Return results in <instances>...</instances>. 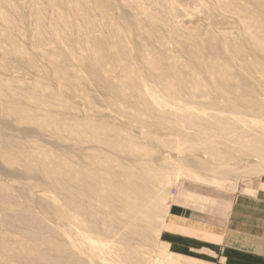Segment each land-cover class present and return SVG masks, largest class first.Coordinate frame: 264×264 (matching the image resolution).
<instances>
[{"label": "rangeland", "instance_id": "374dc122", "mask_svg": "<svg viewBox=\"0 0 264 264\" xmlns=\"http://www.w3.org/2000/svg\"><path fill=\"white\" fill-rule=\"evenodd\" d=\"M262 130L264 0H0V264L208 263L170 213L264 189Z\"/></svg>", "mask_w": 264, "mask_h": 264}, {"label": "crops", "instance_id": "0c3cea01", "mask_svg": "<svg viewBox=\"0 0 264 264\" xmlns=\"http://www.w3.org/2000/svg\"><path fill=\"white\" fill-rule=\"evenodd\" d=\"M257 185L233 199L221 223L197 222L179 205L182 211L169 216L168 239L179 241L178 252L208 256L206 264H264V189Z\"/></svg>", "mask_w": 264, "mask_h": 264}, {"label": "bare ground", "instance_id": "6f19581e", "mask_svg": "<svg viewBox=\"0 0 264 264\" xmlns=\"http://www.w3.org/2000/svg\"><path fill=\"white\" fill-rule=\"evenodd\" d=\"M50 1H51V0H50ZM84 2H85V1H84ZM11 5H12V4H11ZM87 5H89V4H87ZM85 16H86V15H85ZM83 17H84V16H83ZM8 19H9V18H8ZM82 19H83V18H82ZM91 29L93 30V28H91ZM38 34H39V33H38ZM221 34H222V33H221ZM19 111H20V110H19ZM20 112H21V111H20ZM176 115H177V114H176ZM199 117H200V116H199ZM185 118H186V117H185ZM200 118H201V117H200ZM179 119H180V117H179ZM190 119H191V118H190ZM183 121H184V120H183ZM186 121H187V119L185 120V123H187ZM196 121H198V120L196 119ZM202 122H203V121H202ZM173 124H174V123H173ZM188 124H189V123H188ZM174 125H176V124H174ZM190 125H192V124H190ZM197 127H198V126H197ZM205 129H206V128H205ZM205 129H204V130H205ZM204 130H202V131H204ZM262 131H264V130H262ZM208 136H209V135H208ZM224 136L228 137V133L225 132V135H224ZM240 137H243V135H241ZM245 137H246V136H245ZM30 146H31V145H30ZM31 147H32V146H31ZM36 148H38V147H36ZM39 148H41V147H39ZM28 149H29V148H28ZM32 149H33V147H32ZM29 150H30V149H29ZM33 150H34V149H33ZM37 150H38V149H37ZM30 151H31V150H30ZM30 151H29V152H30ZM2 152H5V151L2 150ZM32 153H34V152H32ZM32 153H30V155H31ZM36 153H37V151H36ZM11 155H12V154H11ZM33 155H35V153H34ZM37 155H38V154H37ZM7 156H9V155H7ZM39 156H40V155H39ZM45 156H46V155H44V157H45ZM46 157H48V156H46ZM82 157H83V156H82ZM12 158H13V157H12ZM12 158H11V159H12ZM52 158H53V157H52ZM76 158H77V157H76ZM2 160H3V159H2ZM56 160H57V159H56ZM56 160H54V161H56ZM60 160H61V159H60ZM73 160H75V158H74ZM77 160H78V158H77ZM57 162H58V161H56V163H57ZM61 162L63 163V161H61ZM61 162H60V164H61ZM42 164H43V163H42ZM63 164H64V163H63ZM79 164H80V163H79ZM81 164H82V163H81ZM10 165H11V163H10ZM69 165H70V163H69ZM82 165H83V164H82ZM61 166H62V165H61ZM23 167H24V166H23ZM56 168H57V167H56ZM58 168H59V167H58ZM58 168H57V170H58ZM76 168H77L78 170L80 169V168H78V167H76ZM86 168H87V167H86ZM88 168H89V167H88ZM82 169H83V168H82ZM55 170H56V169H55ZM73 170H74V169H73ZM75 170H76V169H75ZM78 170H77V171H78ZM80 170H81V169H80ZM80 170H79V171H80ZM85 170H86V169H85ZM85 170L83 169V171H85ZM43 171H44V170H43ZM50 171H51V170H50ZM44 172H46V171H44ZM71 173H72V172H71ZM81 173H82V172H81ZM81 173H80V174H81ZM59 174H60V173H59ZM74 174H76V173H74ZM83 174H84V173H83ZM48 175H49V174H48ZM50 175H51V174H50ZM53 175H54V174H53ZM55 175H56V173H55ZM55 175H54V176H55ZM57 175H58V173H57ZM60 175H61V174H60ZM76 175H77V174H76ZM76 175H75V176H76ZM81 175H82V174H81ZM84 176H85V174H84ZM101 176H102V175H101ZM61 177H62V176H61ZM65 177H66V175H65ZM52 178H54V177L52 176ZM58 178H59V177H58ZM85 178H86V177H85ZM91 178H92V177H91ZM95 178H96V177H95ZM102 178H103V177H102ZM107 178H108V177H107ZM54 179H55V178H54ZM96 179H97V178H96ZM56 180H57V179H56ZM62 180H63V179H62ZM88 180H90V178H89ZM50 181H51V180H50ZM71 181H73V180H71ZM75 181L77 182V180H75ZM82 181H83V180H82ZM90 181H91V180H90ZM73 182H74V181H73ZM91 182H92V181H91ZM94 182H95V181H94ZM5 183H6V182H5ZM77 183H78V182H77ZM50 184H51V183H50ZM80 185H81V184H80ZM52 186H53V185H52ZM86 186H87V185H86ZM53 188H54V187H53ZM69 188H70V187H69ZM79 188H80V187H79ZM97 188H98V187H97ZM113 188H114V187H113ZM87 189H88V188H87ZM110 189H111V187H110ZM116 189H117V188L115 187L114 190H116ZM90 190H92V189L90 188ZM106 190H107V189H106ZM112 190H113V189H112ZM69 191H70V189H69ZM76 191H77V190H76ZM121 191H122V190H121ZM62 192H63V191H62ZM79 192H80V191H79ZM95 192H97V191H95ZM111 192H112V191H111ZM113 193H114V192H113ZM118 193H119V192H118ZM64 194H65V193H64ZM84 194H85V192H84ZM106 194H107V193H106ZM108 194H109V192H108ZM85 195H86V194H85ZM86 196H87V195H86ZM101 196H102V195H101ZM109 196H110V195H109ZM2 197H3V196H2ZM71 197H72V196H71ZM71 197H70V198H71ZM123 197H124V196H123ZM4 198H5V197H4ZM77 198H78V197H77ZM124 198H125V197H124ZM0 199H1V197H0ZM5 199H6V198H5ZM82 199H84V198H82ZM82 199H81V200H82ZM86 199H87V197H86ZM6 200H7V199H6ZM72 200H73V199H72ZM127 200H128V199H127ZM3 201H4V199H3ZM75 201H76V200H75ZM78 201H80V200H78ZM86 201H87V200H86ZM11 202H12V201H11ZM14 202H15V201H14ZM16 202H17V201H16ZM68 202H69V201H68ZM81 202H83V200H82ZM89 202H90V201H89ZM4 203H5V202H4ZM17 203H18V202H17ZM84 203H85V202H84ZM117 203H118V202H117ZM120 203H121V202H120ZM129 203H130V200H129ZM87 204H88V203H87ZM133 205H134V204H133ZM81 206H82V205H81ZM120 206H121V205H120ZM83 207H84V206H83ZM121 207H122V206H121ZM154 207H155V206H154ZM73 208H74V210L77 212V209H78V208L76 209L74 206H73ZM79 208H80V207H79ZM85 208H86V207H85ZM91 208H92V207H91ZM123 208H124V207H123ZM86 209H87V208H86ZM126 209H127V208H126ZM140 209H141V208H140ZM85 211H86V210H85ZM91 211H92V209H91ZM81 212H82V211H81ZM1 213H2V212H1ZM74 213H75V212H74ZM84 213H85V212H84ZM131 213H132V212H131ZM86 214H88V213H86ZM86 214H85V216H86ZM95 215H97V214H95ZM118 215H119V214H118ZM9 216H10V215H9ZM87 216H90V215H87ZM98 216H99V215H98ZM101 216H102V214H101ZM140 217H141V216H140ZM140 217H139V218H140ZM10 218H11V217H10ZM100 218H102V217H100ZM92 219H93V218H92ZM117 219H118V218H117ZM117 219H116V223H117ZM141 219H142V218H141ZM15 220H16V219H15ZM94 220H96V219H94ZM102 220H103V219H102ZM105 220H106V218H105L103 221H105ZM109 220H111V219H109ZM144 220H145V219H144ZM85 221H86V220H85ZM123 221H124V218H123ZM113 222H114V221H113ZM24 223H25V222H24ZM99 223H100V222H99ZM101 223H102V222H101ZM105 224H106V222H105ZM152 224H153V223H152ZM93 225H94V224H93ZM124 225H125V224H124ZM115 226H116V224H115ZM100 227H101V226H100ZM110 227H112V226H110ZM117 227H118V226H117ZM124 227H125V226H124ZM87 228H88V227H87ZM96 228H97V227H96ZM106 228H109V226L106 227ZM45 229H46V228H45ZM45 229H44V230H45ZM109 229H111V228H109ZM112 229H113V228H112ZM112 229H111V230H112ZM101 230H102V229H101ZM114 230H115V228L113 229V232H114ZM135 230H136V229H135ZM135 230H134V231H135ZM46 231H47V230H46ZM99 231H100V230H99ZM103 231H104V230H103ZM103 231H102V233H103ZM108 232H109V231H108ZM137 232H138V231H137ZM54 233H55V232H54ZM100 233H101V232H100ZM106 233H107V232H106ZM109 233H110V232H109ZM116 233L118 234V232H116ZM119 233H120V232H119ZM150 233H151V232H150ZM49 234H50V233H49ZM52 234H53V233H52ZM117 234H116V235H117ZM125 234H126V233H125ZM141 235H142V234H141ZM105 236H106V235H105ZM122 236H123V235H122ZM28 237H29V236H28ZM78 238H79V237H78ZM106 238H107V237H106ZM120 238H122V237H120ZM43 239H44V238H43ZM48 240H49V239H48ZM61 240H62V239H61ZM61 240H60V241H61ZM80 240H81V239H80ZM135 240H136V239H135ZM54 242H55V241H54ZM99 250H100V253H101V252L103 251L102 247H101ZM34 251H35V250H34ZM46 251H47V250H46ZM96 251H97V250H94V254H95ZM44 252H45V251H44ZM77 252H79V251H77ZM38 253H39V252H38ZM42 253H43V252H42ZM42 253H41V254H42ZM45 253H46V252H45ZM54 253H55V252H54ZM32 254H33V253H32ZM41 254H40V255H41ZM46 254H47V253H46ZM55 254H56V253H55ZM60 254H61V253H60ZM64 254H65V253H64ZM73 254H74V253H73ZM73 254H72V255H73ZM129 254H130V253H129ZM43 256H45V255L43 254ZM46 256H47V258H45V259H47V261H48V255H46ZM70 256H71V255H70ZM70 256H69V257H70ZM73 256H74V255H73ZM80 256H81V254H80ZM27 257H28V256H27ZM38 257H39V256H37V259H38ZM84 257H85V255H84ZM119 257H120V255H119ZM129 257H130V256H129ZM40 258H41V256H40ZM49 258H50V257H49ZM85 258H86V257H85ZM151 258H152V257H151ZM28 259H29V257L27 258V260H28ZM56 259H57V258H56ZM70 259H71V258H70ZM121 259H122V258H121ZM123 259H124V258H123ZM58 260H60V259H58ZM67 260H68V259H67ZM75 260H77V259H75ZM79 260H80V259H79ZM79 260H78V261H79ZM85 260H86V259H85ZM44 261L46 262V260H44ZM49 261H50V260H49ZM53 261H54V259H53ZM53 261H52V262H53ZM70 261H72V259H71ZM81 261H82V260H81ZM83 261H84V260H83ZM83 261H82V264H84ZM28 262H29V261H28ZM35 262H37V261H35ZM35 262H34V263H35ZM52 262H50V263H52ZM54 262H55V261H54ZM58 262H59V261H58ZM58 262H57V264H58ZM72 262H73V261H72ZM84 262H86V261H84ZM88 262H89V261H88ZM124 262H125V261H124ZM29 263H30V262H29ZM31 263H32V262H31ZM34 263H33V264H34ZM39 263H40V262H38L37 264H39ZM66 263H67V262H66ZM69 263H70V262H69ZM73 263L75 264V261H74ZM73 263H72V264H73ZM78 263H79V262H78ZM126 263H128V262H126ZM35 264H36V263H35ZM80 264H81V262H80ZM85 264H86V263H85ZM91 264H92V263H91ZM93 264H94V263H93Z\"/></svg>", "mask_w": 264, "mask_h": 264}]
</instances>
